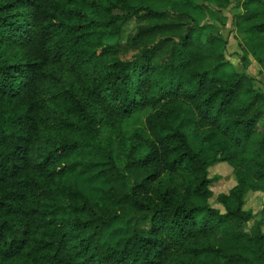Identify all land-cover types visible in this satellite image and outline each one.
Masks as SVG:
<instances>
[{
    "label": "trees",
    "instance_id": "1",
    "mask_svg": "<svg viewBox=\"0 0 264 264\" xmlns=\"http://www.w3.org/2000/svg\"><path fill=\"white\" fill-rule=\"evenodd\" d=\"M229 5L0 0V264H264V87L197 18ZM243 6L264 73V0Z\"/></svg>",
    "mask_w": 264,
    "mask_h": 264
},
{
    "label": "rangeland",
    "instance_id": "2",
    "mask_svg": "<svg viewBox=\"0 0 264 264\" xmlns=\"http://www.w3.org/2000/svg\"><path fill=\"white\" fill-rule=\"evenodd\" d=\"M202 1V0H200ZM245 0H230V5L226 9L218 10L214 14H209L206 11H198L197 18L201 25L212 24L214 28L211 30L218 35H222L225 39H228V47L226 51V57L232 61L235 69L242 70L244 67L240 60L242 56H246L249 61L248 72H251L255 77V85L264 87V73L261 71V66L256 61L255 56L247 49L245 44L239 45L240 42H244L243 35L238 30L236 17L244 13L246 9L243 6ZM210 30V29H208ZM219 31L221 34H219ZM145 113H140L134 117V126L141 125L143 123ZM211 175L218 177L212 184V190L215 193V197L221 193L228 191L236 183L235 175L231 165L227 162H221L215 165L211 169ZM212 199L214 205L219 206V203ZM264 200V195L258 192H249L247 194L246 208L253 209L255 218L259 219L261 205Z\"/></svg>",
    "mask_w": 264,
    "mask_h": 264
},
{
    "label": "crops",
    "instance_id": "3",
    "mask_svg": "<svg viewBox=\"0 0 264 264\" xmlns=\"http://www.w3.org/2000/svg\"><path fill=\"white\" fill-rule=\"evenodd\" d=\"M243 70V69H242ZM239 71H241V70H239Z\"/></svg>",
    "mask_w": 264,
    "mask_h": 264
}]
</instances>
